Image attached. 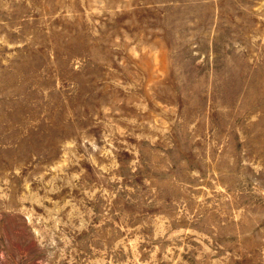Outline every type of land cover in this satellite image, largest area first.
Segmentation results:
<instances>
[{"label": "rangeland", "instance_id": "rangeland-1", "mask_svg": "<svg viewBox=\"0 0 264 264\" xmlns=\"http://www.w3.org/2000/svg\"><path fill=\"white\" fill-rule=\"evenodd\" d=\"M0 264H264V0H0Z\"/></svg>", "mask_w": 264, "mask_h": 264}]
</instances>
